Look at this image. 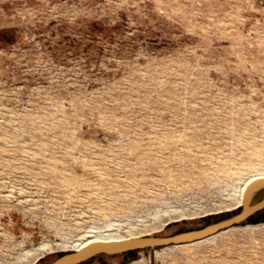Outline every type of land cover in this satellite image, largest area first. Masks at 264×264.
Segmentation results:
<instances>
[{"label":"rangeland","instance_id":"1","mask_svg":"<svg viewBox=\"0 0 264 264\" xmlns=\"http://www.w3.org/2000/svg\"><path fill=\"white\" fill-rule=\"evenodd\" d=\"M262 172L264 0H0V264L205 226ZM81 264H264V210Z\"/></svg>","mask_w":264,"mask_h":264},{"label":"water","instance_id":"2","mask_svg":"<svg viewBox=\"0 0 264 264\" xmlns=\"http://www.w3.org/2000/svg\"><path fill=\"white\" fill-rule=\"evenodd\" d=\"M264 189V177L255 180L248 188L243 208L205 226L182 230L173 234H146L107 240H96L80 248L62 253L50 264H81L99 255H115L131 250L160 248L172 245L189 244L210 238L227 229L248 223L254 215L264 210V197L254 201Z\"/></svg>","mask_w":264,"mask_h":264},{"label":"bare ground","instance_id":"3","mask_svg":"<svg viewBox=\"0 0 264 264\" xmlns=\"http://www.w3.org/2000/svg\"><path fill=\"white\" fill-rule=\"evenodd\" d=\"M262 177H264V172L251 175L247 177V179L240 185L238 189V194L242 202H244L245 196L247 194V191L250 185L255 180L262 178ZM171 213L183 214L184 212H182V210H180L179 208H174L173 211L170 212V216H171ZM129 236H135V235L132 234ZM123 237H128V236L125 234H120L117 231H108V230L106 231V229L89 230L87 233H85L84 235L79 237L77 240H75L72 245L75 249H77V248L85 246L88 243L96 241V240H107V239L123 238ZM52 249H54L53 243L47 242V241L41 243L38 248L28 249L26 251V262L24 264H34L44 254L46 250H52Z\"/></svg>","mask_w":264,"mask_h":264},{"label":"trees","instance_id":"4","mask_svg":"<svg viewBox=\"0 0 264 264\" xmlns=\"http://www.w3.org/2000/svg\"><path fill=\"white\" fill-rule=\"evenodd\" d=\"M259 200V199H258ZM257 201V200H256ZM261 211H263V210H261ZM260 211V212H261ZM259 213V212H258ZM253 219V218H252ZM135 251H137V250H131V251H128V252H125V253H130V252H135Z\"/></svg>","mask_w":264,"mask_h":264},{"label":"flooded vegetation","instance_id":"5","mask_svg":"<svg viewBox=\"0 0 264 264\" xmlns=\"http://www.w3.org/2000/svg\"><path fill=\"white\" fill-rule=\"evenodd\" d=\"M255 197H256V196H255ZM254 201H256L255 198H254ZM254 216H255V215H254Z\"/></svg>","mask_w":264,"mask_h":264}]
</instances>
